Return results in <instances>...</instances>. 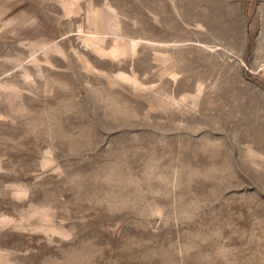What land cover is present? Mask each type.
I'll return each instance as SVG.
<instances>
[{
    "label": "rangeland",
    "instance_id": "374dc122",
    "mask_svg": "<svg viewBox=\"0 0 264 264\" xmlns=\"http://www.w3.org/2000/svg\"><path fill=\"white\" fill-rule=\"evenodd\" d=\"M263 63L264 0H0V264H264Z\"/></svg>",
    "mask_w": 264,
    "mask_h": 264
},
{
    "label": "built area",
    "instance_id": "2783aa9c",
    "mask_svg": "<svg viewBox=\"0 0 264 264\" xmlns=\"http://www.w3.org/2000/svg\"><path fill=\"white\" fill-rule=\"evenodd\" d=\"M262 74L264 75V63L261 65Z\"/></svg>",
    "mask_w": 264,
    "mask_h": 264
},
{
    "label": "trees",
    "instance_id": "16d2710c",
    "mask_svg": "<svg viewBox=\"0 0 264 264\" xmlns=\"http://www.w3.org/2000/svg\"><path fill=\"white\" fill-rule=\"evenodd\" d=\"M253 78H255V77H253Z\"/></svg>",
    "mask_w": 264,
    "mask_h": 264
}]
</instances>
